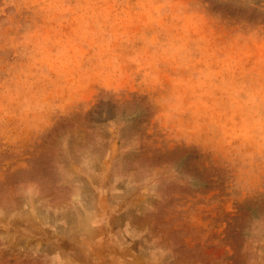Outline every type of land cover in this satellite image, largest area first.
Wrapping results in <instances>:
<instances>
[{
  "label": "rangeland",
  "instance_id": "rangeland-1",
  "mask_svg": "<svg viewBox=\"0 0 264 264\" xmlns=\"http://www.w3.org/2000/svg\"><path fill=\"white\" fill-rule=\"evenodd\" d=\"M0 264H264V0H0Z\"/></svg>",
  "mask_w": 264,
  "mask_h": 264
}]
</instances>
